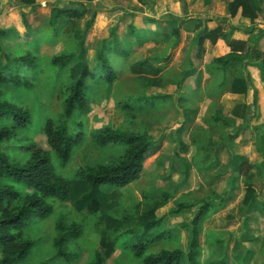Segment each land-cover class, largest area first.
<instances>
[{"label":"rangeland","instance_id":"rangeland-1","mask_svg":"<svg viewBox=\"0 0 264 264\" xmlns=\"http://www.w3.org/2000/svg\"><path fill=\"white\" fill-rule=\"evenodd\" d=\"M226 1L228 0H209L207 4L205 0H34L33 4L27 5L20 0H0V31L5 32L3 37L0 36L1 60L4 59L2 56L4 52L13 57L30 50V52H36L39 66L38 73L31 75L32 84L28 89L5 88L7 96L11 98L13 96L14 100L25 106L32 115V124L29 128L20 130L16 139L0 146V150L15 162H24L28 158L26 151L13 147L16 145L34 142L44 150L50 151L45 138L36 131L38 120L56 117L61 113L65 87L73 82L69 70L75 63L72 62L65 67L60 72V77L55 78L57 68L52 65L51 59L80 49V42L76 38L78 33L80 36L83 35L87 21L91 20L92 24L83 36V60L90 69L98 72L96 48L102 40L111 41L112 36L124 48L130 49L128 60L130 64L145 62L141 65L142 73L125 71L121 79L113 85L87 81L88 108L81 117L79 115L76 118V121L81 120L83 123L84 140L74 151L70 163L65 168L59 166L58 158L50 152V158L57 173L72 181L71 198L65 202H53L54 211L49 216L32 217L27 222L23 228V234L24 237L33 241V245L21 264H40L54 256L52 239L55 236V223L60 217L83 225L81 238L75 245L69 246L71 250L73 248L80 251L81 255L80 259L73 264H89L95 251L99 249L102 232H106L107 236L116 242L113 253L105 264H141V261L134 258L125 246L128 239L123 236L125 228L120 220L125 216L134 217L132 227L136 226V217L149 196L153 195L156 199H160L161 192L173 189L181 179L179 163L181 157H184L191 166L188 181L156 211L158 217H163L162 228L172 231L177 240L160 241L152 247L150 252H157L160 249L172 250L177 247L187 252L191 240L190 222L197 207L175 212L177 201H190L199 205L204 198L218 203L217 199L221 195L225 193L228 195L231 192L225 206L217 210V213L206 216L200 224V261L206 264L224 258L227 264H244L242 260L249 254L245 264H262L264 260V178L255 164L261 158L255 151L254 142L259 129H262L261 127L264 129L263 90L260 88L258 90V102L255 106L257 112H254L253 117L249 111L245 114L246 104L235 108L236 110L229 114V109L236 101L242 103L245 100L251 105L253 99L251 92L245 99L241 97L230 102V108L221 107L222 112L229 116L235 127L240 130L238 137L233 140L227 137V147L213 155L217 163L210 172H205L202 168L198 171L192 165L195 156L203 155L190 144L192 132L195 126L201 125L202 119L212 112L211 109H206V103H209V100L203 91V87L208 82L204 74V64L210 62L215 55L227 51H220L227 46L219 44L216 48L206 43L203 60H195L197 76L189 77V74H193V71H190L182 77L181 71L184 70L187 48L192 34L198 27L194 28L193 24L186 26V22L188 24L190 21L187 19L191 17L200 22V26L209 24L207 27H216L218 23L210 19H214L215 14L222 17ZM74 3L86 7L87 11L82 18L68 21L59 17L51 23L52 9L74 7ZM176 17L183 18L182 39L178 46L173 47V39H164L163 35L170 28L168 19ZM148 18L156 21L157 25L146 23L145 19ZM234 19L233 23L240 25L239 16ZM251 23L253 34L250 41L256 36L257 31L264 28V15L258 16L257 22ZM221 24L224 27L227 26L226 23ZM129 25L138 29L140 35L129 34ZM156 30L160 32L157 37ZM33 41H36L35 49L30 47ZM252 49L251 54L255 55L256 47L253 46ZM80 52L82 54V50ZM129 67L125 70H129ZM247 70L250 75L255 74L253 67H248ZM179 81L183 86L182 90L191 93L185 104L189 108L186 112L169 108L152 113H128L118 110L115 106L118 100L133 97L141 91L146 94H169L172 97V103L176 104L179 96L176 85ZM194 82H197L198 88L195 87ZM221 103H223L222 99ZM240 119L242 122L248 119L249 125H244ZM5 124V120H0V127ZM182 125L180 139L191 146L185 152L179 149L177 140V131ZM103 127L130 132H147L157 139L156 148L149 153L139 179L118 192L119 204L109 211V215L117 220L116 224L102 222L100 220L102 212L91 215L86 210H76L74 206L75 199L85 191V184L74 178L75 169L83 165L108 162L109 155H117L121 151L117 150L113 153L108 149H99L93 144L90 133ZM203 127L213 148L220 145L222 141L223 144L225 143L227 130H224L221 124ZM242 129L245 130L242 131ZM231 151L247 157L251 168L247 182L254 185L257 191L258 203L253 208H247L241 204L244 177L233 180L217 176L229 160ZM103 190L111 193L108 188ZM136 204L140 206L135 209ZM218 241L222 244H217ZM182 263L186 264L185 260ZM51 264L65 263L54 259Z\"/></svg>","mask_w":264,"mask_h":264},{"label":"trees","instance_id":"trees-1","mask_svg":"<svg viewBox=\"0 0 264 264\" xmlns=\"http://www.w3.org/2000/svg\"><path fill=\"white\" fill-rule=\"evenodd\" d=\"M23 4H33L34 0H20ZM264 0H233L227 4V11L230 16H235L240 9L244 18L254 20L258 14H263L262 3ZM74 7L54 8L50 12L51 23L59 17L68 21H75L84 16L87 9L84 5L74 3ZM146 23H156L152 19H145ZM23 22L25 20L23 19ZM183 19L169 18V31L163 35L164 39H173L172 46H177L182 38L181 24ZM92 21L86 22L83 35L78 33L80 49L73 53L54 56L51 59L53 66L57 68L55 78L60 77V72L75 62L70 68V77L73 79L65 87V97L61 113L56 117H46L38 120L36 131L45 138L46 145L50 151L44 150L36 143L13 146L15 149L24 150L28 158L24 162H15L6 153L0 150V264H21L26 254L30 251L33 241L24 237L23 228L32 217L44 218L54 211L53 202H65L72 195V181L58 174L52 164L50 152L58 158L61 168H65L71 161L74 151L84 140L83 123L76 121V118L85 113L88 108L87 81L113 85L117 83L125 71L135 74L142 73V66L145 62L129 63L130 49L124 48L115 37L111 41L102 40L95 51V58L98 64V72L93 71L83 60L84 40L83 36L91 27ZM129 34L140 35L139 30L129 25ZM0 31V36H4ZM156 37L160 32L156 30ZM230 33L222 32L217 27L204 35L194 37L191 44L189 56L184 65L182 77L186 76L190 69L196 70L195 60L200 58L204 52L203 43L206 39L217 42L225 40L227 51L205 67V72L210 77L207 86V93L213 97V112L204 121L209 126H216L222 123L223 126L231 128L227 133L230 140L238 137L240 130L235 127L234 122L221 114L222 110L217 100L224 93L247 95L251 85L250 74L247 67L254 63L259 72L260 81L264 83V28L255 37H252L249 44L241 41H228ZM85 38V37H84ZM254 38V39H253ZM253 40V42H252ZM256 47V54L252 55L251 50ZM36 48V41L30 44ZM82 50V54L80 52ZM30 50L11 57L8 53H2L0 58V120L6 124L0 127V146L16 139L20 130H26L32 124V115L29 110L17 103L13 96L8 97L5 88L28 89L31 84V75L38 73V56ZM4 63H3V62ZM128 66L129 70H125ZM241 71L240 75H233L231 72ZM157 72V71H156ZM30 73V74H29ZM57 81V80H56ZM253 88V87H252ZM251 88V89H252ZM181 81L176 85V92L179 96L176 104L172 103L169 94H146L137 92L133 97L118 100L116 108L128 113H152L164 109L179 107L181 112L189 110L185 103L187 94L182 90ZM253 100L250 111H255L257 104V90L252 89ZM235 111V110H234ZM233 111V112H234ZM232 112V113H233ZM246 114V109H245ZM254 115V113H253ZM252 115V116H253ZM252 118V117H251ZM191 143L202 150L201 156L195 157L193 165L196 170L204 168L208 172L215 164L211 155L213 152L224 148L220 143L216 148L210 147L206 140V130L203 127H195ZM182 126L177 131L178 147L186 151L187 146L181 141L180 133ZM243 131V130H242ZM91 141L99 149H108L113 153L109 155L108 162H99L93 165H83L74 171V178L85 184V191L81 193L74 202L78 211L86 210L91 215L102 212L100 220L109 224H116L117 220L109 215V211L119 204L118 192L131 183L135 182L142 174L144 164L149 153L156 148V139L147 132L122 131L116 128L103 127L90 133ZM255 149L261 160L256 167L264 178V129H259L255 139ZM181 179L170 191L161 192L160 199L153 195L144 202L140 214L137 215L136 226H133L134 217L125 216L121 218V224L125 228L123 236L127 237L126 248L132 256L141 261V264H203L200 261V240L199 227L202 220L220 210L225 206L226 197H219L217 202L212 199H202L200 204L190 201H177L175 212H181L197 207L190 222L191 240L187 252L180 247L175 249H160L157 252H150L152 247L160 241L177 240L170 230H164L163 217H158L156 211L161 208L175 192L182 189L188 181L191 166L185 158H179ZM251 169L245 155L233 153L225 170L217 176L236 180L244 177V193L241 204L247 208H253L257 203V191L254 185L247 182V176ZM103 188H108L111 193H106ZM231 194V193H230ZM140 206L136 204L135 209ZM138 213V212H137ZM136 213V214H137ZM83 225L75 221H67L60 217L55 223V236L52 239V246L55 250L54 256L40 264H51L52 260L58 259L61 263L73 264L80 259V251L69 248L75 245L81 238ZM179 242V241H178ZM177 242V243H178ZM115 240L107 236L106 232L101 233L99 249L95 251L89 264H105L113 253ZM217 244H222L218 241ZM72 245V246H73ZM71 246V247H72ZM249 254L242 262H247ZM206 264H227L225 259L210 261ZM264 264V260L262 262Z\"/></svg>","mask_w":264,"mask_h":264},{"label":"crops","instance_id":"crops-1","mask_svg":"<svg viewBox=\"0 0 264 264\" xmlns=\"http://www.w3.org/2000/svg\"><path fill=\"white\" fill-rule=\"evenodd\" d=\"M206 1V3L208 4L209 3V0H205ZM231 1H233V0H228V1H226V6H225V11H224V13L223 14H221V16L222 17H220V16H216V14H215V17H214V19H210V21H215V22H217L218 24H217V26L216 27H207V26H209V24H208V21H207V26H205V25H202V26H200V22H198L197 20H193V19H191V17H189V19H187L188 21H190L188 24H187V22H186V26H188V25H191V24H193V26H194V28L196 27V26H198L197 28H196V30H195V33L194 34H192V37H191V39H190V43H189V47L187 48L188 49V52H187V58H188V56H189V53H190V49H191V44H192V40H193V38L194 37H197V36H201V35H204L205 33H208L209 31H211V30H213V29H215V28H217V27H219V28H221L222 29V32H224V33H230V36H229V38H228V41H241V42H244V43H246V44H249V42H250V37H251V35L253 34V29H252V27H251V25L250 24H252L251 22H253V23H255V21L257 22V18H258V16H261L262 14H258V16L254 19V20H251V19H248V18H244V17H242L241 16V14H240V9L238 10V12L236 13V15L235 16H230V14L228 13V11H227V4L229 3V2H231ZM262 8H263V11H264V2L262 3ZM263 15H264V12H263ZM228 18H227V17ZM236 16H239V19H240V25H238V23L237 24H234L233 22H234V18L236 17ZM177 19H183V18H180V17H176ZM183 23V22H182ZM221 23H226L227 24V26H223ZM152 24H154V23H152ZM156 25H157V22H156ZM182 25V24H181ZM253 26H255V25H253ZM204 28H207V29H204ZM262 29V28H261ZM261 29L259 30V31H261ZM259 31H257L255 34H257ZM4 32V31H3ZM5 33V32H4ZM5 35V34H4ZM182 39V38H181ZM180 43H181V41H180ZM179 43V44H180ZM206 43H210L212 46H214V47H216L217 48V46L219 45V44H221V45H225V46H227V42L225 41V40H219V41H217V42H212V40H210V39H206L205 41H204V43H203V48H204V52L202 53V55H201V57L200 58H198V59H200V60H203V57L205 56V53H206V46H205V44ZM225 43V44H224ZM178 44V45H179ZM177 45V46H178ZM176 47V46H175ZM228 47V46H227ZM226 47V49H221L220 51H222V50H227L228 48ZM213 49H215V48H213ZM213 49H212V51H213ZM216 50V49H215ZM253 50V49H252ZM219 55H215V57H213V58H211V61L210 62H208V63H206V64H204V74L206 75V77L208 78V82H207V84H206V86L205 87H203V91H204V94H205V97L207 98V100H209V103H206V105H207V107H206V109H213V97L211 96V95H209L208 93H207V86H208V83L210 82V77H209V75L205 72V67L208 65V64H210L212 61H213V59L214 58H216V57H218ZM187 58L185 59V63H186V60H187ZM196 63V62H195ZM197 66V65H196ZM248 67H253L254 69H255V74H251L250 75V80H251V85H249V89H250V91H249V93L251 92L252 94H253V92H252V89H256L257 90V102H258V90H259V88H260V90H263L264 91V83L263 82H261L260 81V78H259V72H258V69H257V67H256V65L254 64V63H251ZM248 67H247V69H248ZM184 69V68H183ZM233 70V69H232ZM231 70V72L233 73V75H236V76H238V75H240V77L242 76V74L240 73L241 71H237V73H235L234 71H232ZM184 70H182L181 71V73L183 72ZM190 71H193V74H189V77H196L197 76V73H198V71H197V67H196V70H192V69H190L189 71H188V73L190 72ZM187 73V74H188ZM238 74V75H237ZM250 74V73H249ZM195 83V87H197L198 88V85H197V82H194ZM256 83L258 84V85H256ZM194 87V86H193ZM253 87V88H252ZM252 88V89H251ZM185 94H187L188 96H187V101H188V99L190 98V96H191V93H187V91L186 90H184L183 91ZM249 93L247 94V95H242V94H231V93H224L223 95H221L220 96V98L217 100V102H218V105L220 106V108L222 107V106H226L227 108H230V102L232 103L234 100H236V99H238V98H241V97H243V99H245V98H247V96L249 95ZM149 95V94H148ZM252 97H253V95H252ZM221 99L223 100V103H221ZM253 100V99H252ZM186 101V102H187ZM227 102H229V105H227ZM186 104V103H185ZM222 104V105H221ZM243 104H246V107H245V109H246V114H247V112L249 111L252 115H253V113L256 111L257 112V110H255L254 112H251L250 111V107H251V105L250 104H248L245 100H243L242 101V103H240V102H238V101H236L235 102V104L233 105V107H231V109H229V114L230 113H232L234 110H236L235 108H238L239 106H242ZM257 105V104H256ZM186 106V105H185ZM176 109L177 110H180L179 109V107H176ZM212 112H213V110H212ZM212 112L207 116V117H204L203 119H202V121H203V123L201 124V125H197V126H195V127H203V126H209V124H207V123H205V122H207V121H204V119L206 120L211 114H212ZM223 116H225V117H227V118H229V116H226L223 112L221 113ZM254 116V115H253ZM252 116V117H253ZM254 119V118H253ZM251 120H252V118H251ZM232 121V120H231ZM239 121V120H238ZM240 122L241 123H244V125H249V123H250V121L248 120V119H246L245 121H243L242 122V119H240ZM203 124H205V125H203ZM217 124H221L222 126H223V124L222 123H217ZM184 126H186V125H184ZM182 127H183V125H182ZM210 127H212V126H210ZM256 127H258V126H256ZM204 128V127H203ZM261 128H263V127H261ZM205 129V128H204ZM223 129L224 130H227L226 132L228 133L229 131H230V129L231 128H228V127H225V126H223ZM223 130V131H224ZM242 130H245V129H242ZM185 131V130H184ZM182 133V132H181ZM184 133V132H183ZM194 133H195V130L192 132V135H194ZM192 135H191V138H190V142H191V140H192ZM178 136V135H177ZM228 136H226V138H225V143L223 144L224 145V148H226L227 146H226V144H227V138ZM157 140V139H156ZM206 140H207V142H208V145H210V140H208L207 139V134H206ZM182 141V140H181ZM227 141V142H226ZM183 142V141H182ZM184 143V142H183ZM221 143H223V141L221 142ZM185 144V143H184ZM191 144V146H193L194 148H195V150L198 152V153H204L202 150H198L197 149V147L195 146V145H193L192 143H190ZM186 145V144H185ZM187 146V150L189 149V147H191V146H189V145H186ZM210 147H212L211 145H210ZM213 148V147H212ZM224 148L223 149H221L220 151H216V152H221V151H223L224 150ZM186 150V151H187ZM255 151H256V149H255ZM182 152H185V151H182ZM216 152H213L212 153V155H211V157H212V159L215 161V164L211 167V169H213V167H215V165H216V163H217V161L214 159V157H213V155H215V153ZM242 155V154H241ZM198 156H200V155H197V156H195V157H198ZM195 157H194V159H195ZM184 158V157H183ZM230 159V158H229ZM187 161V160H186ZM229 161V160H228ZM228 161L226 162V164L224 165V168L221 170V171H219L218 173H217V175L218 174H220V173H222L224 170H225V168L227 167V163H228ZM188 162V161H187ZM193 162H194V160H193ZM255 164H257V163H255ZM190 165V164H189ZM193 165V164H192ZM193 168L195 169V167H194V165H193ZM203 170H204V168H202ZM211 169L208 171V172H210L211 171ZM199 171V170H198ZM205 171V170H204ZM206 172V171H205ZM219 177V176H218ZM219 178H221V177H219ZM239 178H241V177H238L236 180H238ZM231 193V192H230ZM230 193H228V195H226V193L225 194H223V195H221V196H223V197H226V199L228 200V198H229V195H230ZM220 196V197H221ZM226 203H227V201H226ZM225 203V204H226ZM215 213V212H214ZM216 213H217V211H216ZM203 221V220H202ZM202 223V222H201ZM199 235H200V227H199Z\"/></svg>","mask_w":264,"mask_h":264}]
</instances>
